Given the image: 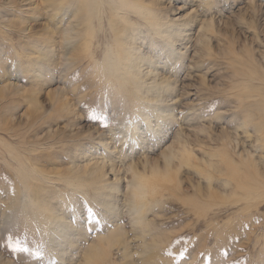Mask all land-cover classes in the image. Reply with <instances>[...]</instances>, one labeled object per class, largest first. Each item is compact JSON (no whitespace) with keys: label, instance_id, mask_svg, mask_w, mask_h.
Listing matches in <instances>:
<instances>
[{"label":"rangeland","instance_id":"374dc122","mask_svg":"<svg viewBox=\"0 0 264 264\" xmlns=\"http://www.w3.org/2000/svg\"><path fill=\"white\" fill-rule=\"evenodd\" d=\"M236 167L264 193V0H0V264H264Z\"/></svg>","mask_w":264,"mask_h":264},{"label":"bare ground","instance_id":"6f19581e","mask_svg":"<svg viewBox=\"0 0 264 264\" xmlns=\"http://www.w3.org/2000/svg\"><path fill=\"white\" fill-rule=\"evenodd\" d=\"M224 167H227V164L223 165ZM241 167V166H240ZM246 167V166H245ZM243 168V167H242ZM250 167H248V171H245V174H241L239 171V168L236 167L234 170H231L233 173L231 175H228L227 178L230 179L232 182H235L236 185V189H239L243 195L246 197V200L248 201L247 204H251L253 203L256 199H262L264 197V193H261V189L263 188L262 183L260 181V179L258 180L259 182L257 183V181H253V178L250 177V174L252 173L251 170L249 169ZM239 170V171H238ZM247 170V169H245ZM254 174V173H253ZM210 176V175H209ZM258 177V175L256 176V178ZM140 187L141 190L144 189L143 193H138L139 195L143 196L144 199L145 197L148 195V197H152L154 198L155 196L161 194L166 187L168 188V186L174 188L177 190V188L180 186L178 179H177V175H175V173H171V170L167 167L166 171L160 172V171H154L152 174V177H150V179H146L144 177L140 178ZM68 182V181H67ZM170 187V189H171ZM181 189V188H180ZM172 190V189H171ZM169 192V191H168ZM174 192V191H173ZM165 193V192H164ZM177 193V192H176ZM163 194V193H162ZM161 194V195H162ZM168 194V193H167ZM175 194V193H174ZM137 195V194H136ZM135 195V196H136ZM166 195V194H165ZM174 196V195H173ZM182 196V195H180ZM212 196V195H211ZM179 197V195H178ZM136 198V197H134ZM139 198L143 199L142 197L139 196ZM193 198V197H192ZM138 199V198H137ZM172 199V198H171ZM178 199V198H177ZM182 199V198H181ZM189 199V198H188ZM194 199V198H193ZM200 199V198H199ZM174 200V199H173ZM172 200V201H173ZM180 200V199H179ZM187 200V199H185ZM216 200V197H215ZM219 200V199H218ZM217 200V201H218ZM223 199H220V201H222ZM143 202V200H141ZM182 201V200H180ZM191 201V200H190ZM210 201V200H209ZM219 201V202H220ZM225 201V200H224ZM253 201V202H252ZM175 202V201H174ZM188 204H191L188 200H187ZM186 202V203H187ZM206 202V201H205ZM214 202V200H213ZM147 203V202H146ZM195 203V202H194ZM135 204H139L135 203ZM142 204V203H141ZM140 204V205H141ZM145 204V203H144ZM197 204V203H196ZM195 204V205H196ZM213 204V203H212ZM139 205V207H140ZM143 205V204H142ZM187 205V204H186ZM192 205V204H191ZM203 205V204H201ZM200 205V206H201ZM208 205V204H207ZM217 205V203H216ZM214 205V206H216ZM144 206V205H143ZM194 206V205H193ZM191 206V207H193ZM137 207V206H136ZM189 206V208H191ZM204 206H194V208H199V210H202L203 213L205 209L203 208ZM142 208V207H141ZM209 208V207H208ZM43 210V209H42ZM207 210V209H206ZM41 211V210H40ZM197 211V210H196ZM208 211V210H207ZM200 212V211H199ZM196 213V212H195ZM194 214V213H193ZM202 214V213H201ZM200 214V215H201ZM199 215V216H200ZM203 216V214H202ZM198 217V216H197ZM43 219V218H42ZM140 220V217H139ZM123 233L118 232L115 235L111 236L110 238L105 240H101L102 242L100 243V245L98 247H95V245H92V247H95L92 249L91 251V255L88 256L87 258V262H85L86 264H105L106 262V255L108 256L109 254H107V251L110 248L116 247V246H122L121 245V241L124 238ZM90 248V247H89ZM90 251V249H89ZM110 252V251H109ZM88 255V254H87ZM87 257V256H86ZM150 258V256L148 257ZM147 258V259H148ZM85 259V258H84ZM106 259V260H105ZM86 261V260H85ZM109 262V260H108Z\"/></svg>","mask_w":264,"mask_h":264},{"label":"clouds","instance_id":"9594fccd","mask_svg":"<svg viewBox=\"0 0 264 264\" xmlns=\"http://www.w3.org/2000/svg\"><path fill=\"white\" fill-rule=\"evenodd\" d=\"M118 11H124L127 9H130L132 6L129 4H118L115 5ZM122 47V44L117 38L112 44L108 45L104 54L103 58L97 62L96 65V71L99 75L103 76L108 67L113 63L114 60H116L120 55V48Z\"/></svg>","mask_w":264,"mask_h":264},{"label":"snow or ice","instance_id":"6c2138e0","mask_svg":"<svg viewBox=\"0 0 264 264\" xmlns=\"http://www.w3.org/2000/svg\"><path fill=\"white\" fill-rule=\"evenodd\" d=\"M90 118H91V119H101L100 117H97V116H95V115L91 116ZM103 126H104V127H107V124H104ZM89 211H91V209H89ZM7 239H11V234L9 235V237H7ZM6 246L9 248L10 251H12V252H14V253H15L17 250H19V251H26V250H27L26 246H21V245L19 244V241H18V240H14L12 243H8V244H6ZM43 254H44L43 251H37V252L35 253V256H37V257H42Z\"/></svg>","mask_w":264,"mask_h":264}]
</instances>
